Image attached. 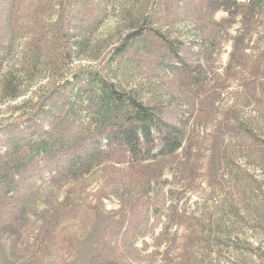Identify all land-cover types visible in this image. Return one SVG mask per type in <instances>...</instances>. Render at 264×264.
Segmentation results:
<instances>
[{
  "label": "rangeland",
  "instance_id": "obj_1",
  "mask_svg": "<svg viewBox=\"0 0 264 264\" xmlns=\"http://www.w3.org/2000/svg\"><path fill=\"white\" fill-rule=\"evenodd\" d=\"M213 1L0 0V134L72 76L89 80L83 94L95 74L184 130L171 157L137 165L118 157L67 184L44 172L15 197L0 195V264H87L97 255L122 264H264V21L241 24L252 0H230V20L219 9L226 0ZM160 34L207 43L188 53L198 77L161 70ZM237 35L245 47L231 60ZM5 145L0 178L17 158ZM21 217L29 221L22 241L1 229Z\"/></svg>",
  "mask_w": 264,
  "mask_h": 264
},
{
  "label": "trees",
  "instance_id": "obj_2",
  "mask_svg": "<svg viewBox=\"0 0 264 264\" xmlns=\"http://www.w3.org/2000/svg\"><path fill=\"white\" fill-rule=\"evenodd\" d=\"M218 1L221 0L213 3ZM232 5L235 3L226 0L225 8H219L229 20L236 16L231 10ZM240 18L243 27L250 25L253 19L264 21V0H252ZM137 35H127L115 49V55L123 56ZM158 38L165 52L161 70L169 75L192 74L196 77V68L187 62L188 53L194 49L207 51V43H177L166 40L161 34ZM243 40L242 35L233 39L231 60L245 47ZM254 73L263 72L259 69ZM82 77L72 76L66 80L58 88L59 93L48 92V97L30 110L29 117L18 119L17 127L12 123L7 125L9 130L0 134V141L6 135L11 137L1 142L0 149L6 144L9 149H14L17 157L7 169L9 175L0 178L1 196L15 197L22 186L31 185V179L41 178L44 172L51 182L67 184L90 174L111 159L118 161V157H124L119 162L137 165L171 157L181 150L184 130L171 123L161 107L138 98L132 91H122L115 83L97 74L82 94V81L83 85L89 83ZM11 129L15 132L13 137ZM244 133L248 131L244 130ZM27 224L29 221L21 217L1 229L22 241L21 229ZM87 264L122 263L97 255Z\"/></svg>",
  "mask_w": 264,
  "mask_h": 264
}]
</instances>
